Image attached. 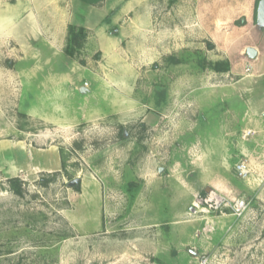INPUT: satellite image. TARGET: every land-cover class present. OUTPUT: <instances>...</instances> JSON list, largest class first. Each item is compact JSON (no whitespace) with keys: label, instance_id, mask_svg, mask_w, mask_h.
Listing matches in <instances>:
<instances>
[{"label":"rangeland","instance_id":"1","mask_svg":"<svg viewBox=\"0 0 264 264\" xmlns=\"http://www.w3.org/2000/svg\"><path fill=\"white\" fill-rule=\"evenodd\" d=\"M49 1L0 0V20L45 26L55 16ZM77 1L78 36L67 33L62 45L0 33L9 138L57 150L30 151V164L42 166L18 177L21 194L0 176V264H199L203 256L264 264V114L249 112L244 89L257 82L243 80L258 74L246 46L263 51L264 39L233 23L253 14L255 0H101L100 25L115 46L86 54L84 24L95 23ZM218 60L233 68L214 70ZM56 69L74 75L58 115ZM246 128L255 132L242 139ZM211 193L228 204L196 205ZM237 198L246 201L239 212L230 206Z\"/></svg>","mask_w":264,"mask_h":264},{"label":"crops","instance_id":"2","mask_svg":"<svg viewBox=\"0 0 264 264\" xmlns=\"http://www.w3.org/2000/svg\"><path fill=\"white\" fill-rule=\"evenodd\" d=\"M75 2H79L77 0H50L49 3L50 9L52 12H55L54 18H50L49 21L45 23V26H39V24L36 22L35 19H30L28 21H19L18 24L20 26V30L23 32L18 31V27H12L10 28L11 22L8 20H0V33L2 32L3 35H1L2 40L10 38L12 42H15L17 44H29V41L33 42H40L39 40H42V38H45L50 45H57L66 40L67 33H68V26L70 24H73V5ZM88 5L87 9V20L92 19L91 21L88 20L90 23H95L94 25H85L86 28H90V30H86V39L83 47V52L85 53L93 47H89L90 45L96 46V48H99L100 50L102 48H108L110 44L113 48L115 46L114 39L112 37H107L105 34V27L103 25H100V18H103L105 9L102 7H98L96 4ZM53 6L55 9H53ZM254 13V12H253ZM92 14L94 15L92 18ZM96 14V15H95ZM102 14L101 16H99ZM244 17V21L246 24H243L241 26H235L236 28H245L246 30H249L253 33V39L256 40L259 39V37H262L264 39V32H259L255 29L254 24L252 22L253 14L248 15L247 13H242ZM95 17V18H94ZM3 19V18H2ZM17 22V21H16ZM10 24V25H8ZM83 24V23H82ZM43 28V31H41L40 28ZM24 28V30H23ZM47 28V29H45ZM261 34V35H260ZM252 35V34H251ZM42 36V37H41ZM250 38V37H249ZM248 38V40H249ZM27 39V40H26ZM3 42V41H0ZM251 47H254L257 49V55H256V63L249 62L250 64H253L254 69L258 72L257 75H248L244 77V81L246 84L248 82L256 83L255 87L247 88L245 90V94L247 95L248 99V109L249 112L252 114H264V50H260L259 47L255 46L254 44H250ZM249 46H246V48ZM58 49V47H55ZM245 48V49H246ZM55 49V50H56ZM89 49V50H88ZM109 49V48H108ZM58 51V50H56ZM86 54V53H85ZM31 58V57H30ZM254 60V59H253ZM231 63V69L233 68L234 62ZM244 61H241V67L244 66ZM243 65V66H242ZM26 70L25 68L20 70L19 75L20 76H26ZM63 70L56 69L53 70L51 75V81L53 82L50 86L51 89V96H50V105L52 108H54L56 115H58V108L60 105H58L57 98L61 97L63 94L66 93L68 89L69 83L67 81L73 82L74 75L71 72H62ZM30 73V72H29ZM27 82L30 85V81H32L33 85H36L37 81L32 78V80H28ZM25 83V81H24ZM258 85V86H256ZM260 85V86H259ZM37 87V86H36ZM24 88V87H23ZM72 93L75 92L72 89V86L70 87ZM31 89V88H30ZM41 91V87L38 88ZM36 88L35 91L38 90ZM66 89V90H65ZM80 92L85 89L83 86L79 87ZM38 90V91H39ZM34 91V92H35ZM2 107H5L6 104L3 103L0 104ZM72 108V106H71ZM5 114L3 113V109L0 107V176L3 177V179L12 178V177H23L26 175V170H36L38 168L40 170L42 164L40 159L37 162H30L28 159H30V151L36 152V151H57L55 149H48L44 150L43 148H37L33 146L30 142L28 144L29 147H26L27 143L21 140L20 138H16L15 140H11L9 138L10 135V128L8 127L6 121ZM33 155V154H32ZM34 158V156H33Z\"/></svg>","mask_w":264,"mask_h":264},{"label":"built area","instance_id":"3","mask_svg":"<svg viewBox=\"0 0 264 264\" xmlns=\"http://www.w3.org/2000/svg\"><path fill=\"white\" fill-rule=\"evenodd\" d=\"M254 130L252 128H246L244 130H242V139H248L250 136H252L254 134ZM236 170L240 175H245L248 173V167H247V163L245 161H240L239 163L236 164ZM227 199L226 197H218L215 194L212 195L209 194L208 197H197V206L199 204L207 207V209H217L219 208L221 205H227L228 202H226ZM195 205V206H196ZM230 206L237 212L243 210L246 207V201L243 198H237L234 199L232 204H230ZM199 264H209V260L206 256H203L200 259Z\"/></svg>","mask_w":264,"mask_h":264},{"label":"trees","instance_id":"4","mask_svg":"<svg viewBox=\"0 0 264 264\" xmlns=\"http://www.w3.org/2000/svg\"><path fill=\"white\" fill-rule=\"evenodd\" d=\"M101 0H80V2L82 3H87V4H96V3H99ZM257 2L258 0H255V10H254V13H253V23L255 24V16H256V5H257ZM234 25L235 26H241L243 24H246V22L242 19H236L234 22ZM74 26L73 25H69L68 26V33H69V36L71 39H76L77 36L75 34H72V30H73ZM83 28L82 27H79L77 29V32L79 33V35L81 34L82 35V32H83ZM83 37H84V34H83ZM74 51V47H70V45L67 46L66 48V52L70 55H72ZM230 66H231V63L230 61L226 60H218L216 62L213 63V69L216 70V71H228L230 69ZM9 182L13 183V190L15 193L17 194H21L22 192V188L17 184V182H20V179L18 177H12V178H9L8 179Z\"/></svg>","mask_w":264,"mask_h":264},{"label":"water","instance_id":"5","mask_svg":"<svg viewBox=\"0 0 264 264\" xmlns=\"http://www.w3.org/2000/svg\"><path fill=\"white\" fill-rule=\"evenodd\" d=\"M255 29L259 32H264V0H258L256 5ZM246 53L249 57L254 58L257 55V49L254 47H247ZM80 177H75L69 181L70 186H78Z\"/></svg>","mask_w":264,"mask_h":264}]
</instances>
